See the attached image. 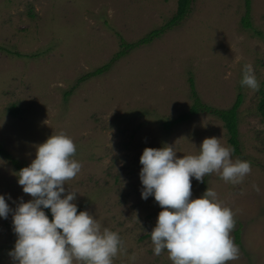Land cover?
I'll list each match as a JSON object with an SVG mask.
<instances>
[{"label":"rangeland","instance_id":"rangeland-1","mask_svg":"<svg viewBox=\"0 0 264 264\" xmlns=\"http://www.w3.org/2000/svg\"><path fill=\"white\" fill-rule=\"evenodd\" d=\"M250 6L252 28H245V0H193L191 12L160 37L89 76L120 50L118 35L137 42L170 21L177 0H0V147L29 165L50 135L72 137L82 168L65 189L77 193L78 211L119 234L113 264H173L167 250L153 252L150 232L161 207L152 196L141 198L144 148L167 143L178 156L196 155L212 136L230 146L223 123L208 113L164 126L191 107L190 77L213 108L228 109L243 96L241 154L232 159L250 161L252 171L239 184L218 173L193 179L192 196L212 189L234 213L230 236L239 255L228 264H264V121L256 109L259 91L241 85L243 66L251 63L263 87L264 0ZM18 171L0 155V194L13 209L31 199ZM15 241L10 212L0 218V264H14Z\"/></svg>","mask_w":264,"mask_h":264},{"label":"clouds","instance_id":"clouds-1","mask_svg":"<svg viewBox=\"0 0 264 264\" xmlns=\"http://www.w3.org/2000/svg\"><path fill=\"white\" fill-rule=\"evenodd\" d=\"M241 85L259 91L251 63L243 66ZM199 148L196 155L178 156L174 145L165 143L145 147L139 158L141 198L152 196L161 207L150 232L153 252L159 256L167 250L173 264H228L239 255L230 236L234 213L212 189L193 198L192 180L204 182L205 176L218 173L239 184L252 171L251 162L233 160L234 150L216 136L204 138ZM76 151L65 132L50 135L37 145L31 163L15 174L31 199L21 198L13 209L0 194V218L12 214L16 241L9 255L14 264H113L122 246L119 234L102 228L87 210L78 211L77 193L65 189L82 168L74 159Z\"/></svg>","mask_w":264,"mask_h":264},{"label":"trees","instance_id":"trees-1","mask_svg":"<svg viewBox=\"0 0 264 264\" xmlns=\"http://www.w3.org/2000/svg\"><path fill=\"white\" fill-rule=\"evenodd\" d=\"M193 0H177V11L175 15L170 19V21L167 22V24L161 26L160 28H155L152 31H150L148 34H146L143 38L138 40L135 43H129L125 41V39L118 35L120 37V50L104 65L96 68L93 72L88 74L89 76H95L100 75L107 71L112 63L116 62L121 57H124L131 49H133L136 46H140L141 44H148L151 43L155 38L160 37L167 28H170L172 25L179 23L185 16H187L191 12ZM250 3L251 0H245V7H246V13L245 17L242 19V23L245 28H252V23L250 21ZM80 81H82L80 79ZM190 82V90H191V96L193 99V103L189 110L177 118L173 120H168L164 122V126L166 128H170L171 126L187 121L190 118H192L194 115H197L198 113H208L210 115H213L217 119H219L226 130L227 133V140L229 145L232 147L233 154L240 155L241 154V141L239 137V129H238V114H239V108L243 101V96L241 94H238L236 101L234 104L228 108V109H218L213 108L207 104H204L200 97L198 96L195 85H194V79L192 77L189 78ZM263 87L259 90V97L257 101V112L264 121V82L262 83ZM9 113L12 115L18 114V108L16 106H11V109H9ZM0 155L9 159L11 163L20 170L22 167L27 166L24 163L19 162L15 158L11 157L2 147H0ZM47 214L49 215V219H51V212L49 209H46ZM236 242L240 243V230L236 231Z\"/></svg>","mask_w":264,"mask_h":264}]
</instances>
